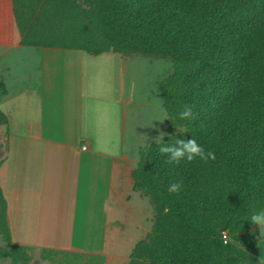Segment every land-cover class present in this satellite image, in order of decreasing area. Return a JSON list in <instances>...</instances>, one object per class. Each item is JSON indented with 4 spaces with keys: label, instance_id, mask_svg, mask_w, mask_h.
<instances>
[{
    "label": "trees",
    "instance_id": "1",
    "mask_svg": "<svg viewBox=\"0 0 264 264\" xmlns=\"http://www.w3.org/2000/svg\"><path fill=\"white\" fill-rule=\"evenodd\" d=\"M84 2L83 8L75 0H0V25L29 24L18 42L24 46L170 58L173 71L160 83L163 107L184 133L163 142L192 136L215 153L206 163H175L158 143L139 150L133 188L156 214L129 264H262L257 225L244 219L264 208V0ZM51 22L72 28L50 34ZM186 104L195 113L190 122L178 115ZM172 182L181 184L176 194L167 191ZM0 201V232L12 244L1 187ZM222 232L239 243H224ZM22 248H0V261L19 264ZM58 253L41 251L44 259Z\"/></svg>",
    "mask_w": 264,
    "mask_h": 264
},
{
    "label": "crops",
    "instance_id": "2",
    "mask_svg": "<svg viewBox=\"0 0 264 264\" xmlns=\"http://www.w3.org/2000/svg\"><path fill=\"white\" fill-rule=\"evenodd\" d=\"M21 56L16 66L12 59ZM141 57L24 45L1 50L7 123L0 124V187L12 244L106 250L110 211L137 194L132 172L140 148L168 127L157 87L158 98L146 102V127L138 123V98L124 89V74ZM144 57L160 74L159 59ZM99 65L103 76L93 80ZM258 254L264 262L260 238Z\"/></svg>",
    "mask_w": 264,
    "mask_h": 264
},
{
    "label": "rangeland",
    "instance_id": "3",
    "mask_svg": "<svg viewBox=\"0 0 264 264\" xmlns=\"http://www.w3.org/2000/svg\"><path fill=\"white\" fill-rule=\"evenodd\" d=\"M80 7H85L84 0H75ZM83 21V18H80ZM25 21L16 23H4V26L0 25L3 31V36L0 38L3 43H0V52L2 49L9 48L14 43L19 45L18 42L21 37L28 31L29 24L25 25ZM67 28H72L70 23H56L51 22L47 26V31L52 32L50 34L58 35L63 33ZM92 40H98L93 36ZM86 47V43L82 44ZM158 68L161 71L160 74L156 72L152 64H148V60L143 56L138 58L140 61H133L132 67L124 74L123 82L124 89H127L131 96L138 98L139 101V120L140 125L146 127L149 124V117L151 118L150 110L147 108L146 102L148 99L158 98L156 93V87L160 91L161 81L167 77L173 71V61L170 58H158ZM13 62L16 66L22 65L21 59H14ZM136 60V59H134ZM139 62V63H137ZM104 68L102 65L92 68V79H99V76H103ZM162 97V94H161ZM163 99V98H162ZM164 109V108H163ZM166 113L164 109V114ZM167 114V113H166ZM168 117V116H167ZM166 121H164L165 123ZM168 127L165 126L161 131L165 135L163 137L178 132L179 130L173 127L169 119H167ZM3 138L0 135V146L2 145ZM150 142L140 148H144ZM139 161V152H138ZM138 164V163H137ZM136 195L131 198L132 200L126 202L124 207L115 204L116 209H112L109 213V229L106 235V250L103 253H85L77 251L60 250L62 253L51 254L48 259H44L41 255L42 249L23 246L19 251V264H129L131 253L135 245L144 239H148L153 230V224L155 220V208L150 199L144 196L141 192L136 191ZM1 209V201H0ZM256 235L259 238V230ZM228 242L239 243L235 237H232L228 232ZM0 248H12L11 243H7L4 236L0 232ZM98 256H102L100 260ZM6 262L0 261V264Z\"/></svg>",
    "mask_w": 264,
    "mask_h": 264
},
{
    "label": "clouds",
    "instance_id": "4",
    "mask_svg": "<svg viewBox=\"0 0 264 264\" xmlns=\"http://www.w3.org/2000/svg\"><path fill=\"white\" fill-rule=\"evenodd\" d=\"M161 112L164 109L161 106ZM179 118L185 121H192L195 119V113L192 105H184L183 110L178 113ZM168 119L165 113L162 122ZM177 128V127H176ZM181 133H184L182 128H177ZM165 134L161 132L155 139V143L159 144V151L162 154H167L166 159L169 162L179 163L181 160L192 161L195 158H199L201 162H207L215 159V153L211 150H205L200 144L197 143L196 139L192 136L190 139H175L174 143L163 142V136ZM181 190V184L179 182H172L168 185L167 191L170 194H176ZM244 220L250 222L251 225L259 226V238L264 240V208H260L253 211ZM226 242V241H225ZM264 264V262H262Z\"/></svg>",
    "mask_w": 264,
    "mask_h": 264
},
{
    "label": "built area",
    "instance_id": "5",
    "mask_svg": "<svg viewBox=\"0 0 264 264\" xmlns=\"http://www.w3.org/2000/svg\"><path fill=\"white\" fill-rule=\"evenodd\" d=\"M222 239H223L224 243H227V241H228V234H227V232H222Z\"/></svg>",
    "mask_w": 264,
    "mask_h": 264
}]
</instances>
